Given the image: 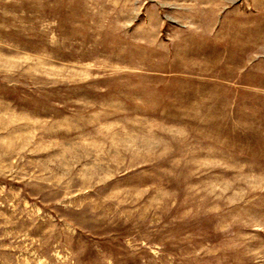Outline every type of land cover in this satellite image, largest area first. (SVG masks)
<instances>
[{
    "label": "rangeland",
    "instance_id": "374dc122",
    "mask_svg": "<svg viewBox=\"0 0 264 264\" xmlns=\"http://www.w3.org/2000/svg\"><path fill=\"white\" fill-rule=\"evenodd\" d=\"M0 264H264V0H0Z\"/></svg>",
    "mask_w": 264,
    "mask_h": 264
}]
</instances>
